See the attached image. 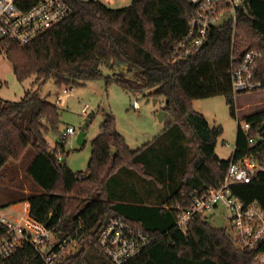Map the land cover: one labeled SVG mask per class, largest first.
I'll return each instance as SVG.
<instances>
[{
	"label": "trees",
	"instance_id": "obj_1",
	"mask_svg": "<svg viewBox=\"0 0 264 264\" xmlns=\"http://www.w3.org/2000/svg\"><path fill=\"white\" fill-rule=\"evenodd\" d=\"M67 1L72 12L27 44L0 39V54L8 58L16 78L23 82L35 76L37 85L17 101L0 97V173L34 149L25 173L39 190L31 195L22 192L18 201L28 200L32 217L60 236L82 235L84 253L73 257L82 264H112L98 241L113 218L154 237L151 245L125 264H262L256 256L264 255V242L258 250L240 249L226 227L213 225L210 218H195L186 232L176 226V219L178 204L187 205L192 192L217 187L232 160L254 154L264 163V108L244 117L251 127L243 130L230 74L247 51H260L263 57L255 76L263 86L246 92L264 91V0L244 2L235 38L232 24L214 27L200 50L177 60L171 56L173 47L186 34L194 12L188 0H131L120 8L101 0ZM16 2L28 10L38 0ZM104 68L111 74H105ZM100 78L114 81L132 95L165 98L166 127L143 148L132 150L117 130L115 118L106 115L92 141L86 170L73 171L57 157L68 155L69 138L61 133L51 146L46 137L49 130L59 131L61 113L56 103L41 96V87L50 79L63 87ZM220 94L226 96L239 125L228 160L216 153L223 128L211 127L193 107L195 99ZM167 133L175 141L177 160L188 147H194L195 155L186 164L180 186L160 201L159 194L149 192L140 178L149 174L139 156ZM250 138L257 140L256 145L249 143ZM166 164L172 169L171 159ZM136 189L142 195H132ZM234 190L245 203L257 201L264 208V171ZM5 234L0 225V238Z\"/></svg>",
	"mask_w": 264,
	"mask_h": 264
},
{
	"label": "built area",
	"instance_id": "obj_2",
	"mask_svg": "<svg viewBox=\"0 0 264 264\" xmlns=\"http://www.w3.org/2000/svg\"><path fill=\"white\" fill-rule=\"evenodd\" d=\"M194 12L186 34L174 45L172 57L182 59L200 50L208 41L211 30L227 23L233 26L235 38L239 10L246 0H188ZM72 12L67 0H38L28 10L20 8L16 0H0V39L8 38L20 45L27 44L47 28L59 23ZM263 54L249 50L240 65L231 68L232 87L235 93L255 91L263 83L255 76ZM67 88L65 89V91ZM140 106L134 99L133 107ZM251 124L244 122L248 131ZM77 134L68 126L64 136ZM256 145L257 140L249 139ZM264 171V163L256 155H246L239 161L232 160L222 182L206 192H192L187 205L178 204L176 226L186 232L195 218H210L215 211L225 207L229 211L227 229L236 247L258 250L264 242V208L257 201L245 203L234 188L251 183L258 172ZM0 225L6 234L0 238V264H82L73 257L84 253L82 235L60 236L55 230L37 221L31 215L30 203L23 200L0 208ZM154 242V237L142 228L113 218L103 229L98 244L112 264H125ZM257 260L264 264V255Z\"/></svg>",
	"mask_w": 264,
	"mask_h": 264
},
{
	"label": "rangeland",
	"instance_id": "obj_3",
	"mask_svg": "<svg viewBox=\"0 0 264 264\" xmlns=\"http://www.w3.org/2000/svg\"><path fill=\"white\" fill-rule=\"evenodd\" d=\"M112 8L128 6L131 0H101ZM105 74H111L104 68ZM35 76L21 82L12 69L7 57L0 54V97L4 100L17 101L27 90H34ZM67 90L65 91V89ZM41 96L56 103L61 113L59 131L49 130L46 137L51 146L59 141L68 126L75 127L77 134L70 137L66 144L68 155L58 154L60 162L66 161L73 171L86 170L92 152V141L101 132V126L107 116L115 118L116 128L126 139L132 150L143 146L160 135L166 127V120H160L159 114L166 106L165 98L146 96L142 93L132 95L114 81L109 83L105 78L86 81L80 85L57 86L53 79L41 87ZM138 99L140 107H133L134 99ZM237 117L244 124L246 115L264 108V91L237 93ZM193 107L204 114L211 127L221 126L223 134L218 138L216 153L221 159L228 160L233 155L238 133V119L231 114L230 105L225 95H215L193 100ZM107 115V116H106ZM168 116V115H167ZM89 120L86 131V144L80 146L77 136L83 125ZM177 128V127H174ZM172 132V131H171ZM172 133L163 135L139 156L144 170L149 176H140L148 184L147 190L159 194L161 200H166L182 182V175L187 162L195 155L194 147H188L187 152L177 160L175 141ZM186 147V146H185ZM34 154L29 148L20 163H9L0 173V204L18 203V195L22 192L34 194L39 189L25 173L26 166ZM166 159L173 161L170 169ZM147 177V178H145ZM132 195H142L138 189ZM4 203V204H6ZM11 204V205H12ZM229 211L222 207L215 211L212 223L218 227L228 226ZM228 231V229H227ZM229 232V231H228Z\"/></svg>",
	"mask_w": 264,
	"mask_h": 264
},
{
	"label": "water",
	"instance_id": "obj_4",
	"mask_svg": "<svg viewBox=\"0 0 264 264\" xmlns=\"http://www.w3.org/2000/svg\"><path fill=\"white\" fill-rule=\"evenodd\" d=\"M167 115H168V112L166 110H163L159 114V119L163 121L166 118ZM88 122H89V120L86 121V123L83 125L82 130H80V132L78 133L77 141H78V144L80 146L85 144V142H86V131H85V128L87 127ZM50 155H51V157H54V154L52 152H50Z\"/></svg>",
	"mask_w": 264,
	"mask_h": 264
},
{
	"label": "crops",
	"instance_id": "obj_5",
	"mask_svg": "<svg viewBox=\"0 0 264 264\" xmlns=\"http://www.w3.org/2000/svg\"><path fill=\"white\" fill-rule=\"evenodd\" d=\"M140 107V106H139ZM167 117V116H166ZM87 141V140H86ZM4 203H6V202H3V203H1V204H4Z\"/></svg>",
	"mask_w": 264,
	"mask_h": 264
}]
</instances>
